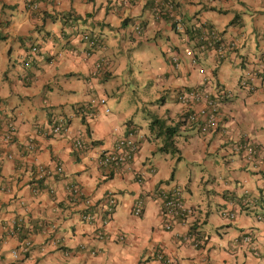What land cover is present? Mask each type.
Masks as SVG:
<instances>
[{
    "label": "crops",
    "instance_id": "crops-1",
    "mask_svg": "<svg viewBox=\"0 0 264 264\" xmlns=\"http://www.w3.org/2000/svg\"><path fill=\"white\" fill-rule=\"evenodd\" d=\"M37 3L30 10L25 0H0V126L3 120L14 125L9 141L0 130V264H161L159 254L171 264H264V0H176L180 28L153 16L154 0ZM200 23L235 43L224 58L198 49ZM135 24L142 28L139 36ZM83 33L100 46L90 47ZM125 38L161 54L152 76L160 114L169 122L187 113L177 90L200 87L210 97L223 95L216 129L203 133L187 121L175 137L183 168L121 111L106 104L111 112L105 114L93 103L107 100L111 47ZM169 46L181 57L178 65ZM253 72L256 89L240 88L242 76ZM57 123L65 134L51 133ZM114 126L121 128L117 135ZM130 130L141 139L129 168L105 176L100 153L114 150L117 136ZM78 139L87 150L75 147ZM236 143H251L258 153L235 151ZM39 166L52 175L38 190ZM163 186L179 187L191 210L170 229L156 198ZM74 187L79 197L70 194ZM137 198L143 201L139 216L132 208ZM85 213L94 219L85 221ZM23 240L28 251L15 257Z\"/></svg>",
    "mask_w": 264,
    "mask_h": 264
},
{
    "label": "built area",
    "instance_id": "built-area-1",
    "mask_svg": "<svg viewBox=\"0 0 264 264\" xmlns=\"http://www.w3.org/2000/svg\"><path fill=\"white\" fill-rule=\"evenodd\" d=\"M122 3H129L133 0H119ZM154 5L152 6L151 13L156 19H168L176 27L180 28L183 24L182 19L176 12V0H154ZM25 6L30 10H36L38 8L37 0H25ZM142 32L141 26L135 24L133 26V33L136 36H139ZM197 47L199 50L213 51L215 56L218 59H222L226 56L227 49L235 46L234 42H225L222 34L217 32L211 26L200 23L196 29ZM82 39L88 41L89 46L99 47L100 44L97 41L96 37H91L89 33H83L81 35ZM170 50V59L175 64L178 65L180 60V55L172 50L171 46L168 47ZM188 55L192 56L191 52H187ZM193 57V56H192ZM192 62H195L194 57ZM259 62L264 66V54L260 56ZM202 72V70H200ZM258 78V73H246L245 76L239 80V87L245 89L246 91H254L256 89V81ZM178 101L187 107V120L197 124V128L201 132H207L212 129H216L219 125L220 116H219V98H222L223 95L218 96L217 98L210 97V95L200 87H190V88H181L177 90L176 93ZM96 108H100L102 112L108 114L111 112L110 108L106 105V98L99 97L93 101ZM200 104V105H196ZM61 119V123H62ZM57 123L52 126L51 133L54 135L65 134L67 129L61 124ZM2 131V136L4 141H9L13 134L14 125L11 120H3L2 125L0 126ZM121 128L119 126H114L112 132L118 134ZM141 136L136 135L135 130H130L128 133L123 134L122 136L116 139L115 149L112 151L101 152L98 157V163L103 168L105 176H115L120 174L125 168H129V164L133 159L135 152L139 148V140ZM75 147L79 150H87L88 145L85 140H76L74 142ZM33 144H29V148L34 150ZM235 151L241 149L245 150L249 156H255L258 151L257 148L251 143H236L233 146ZM10 157V155H9ZM62 171L61 166L56 167V172L60 173ZM52 175V171L48 167L39 166L36 170L34 181L37 189H42L45 187V180L47 177ZM48 189V188H47ZM50 192H53L52 189H49ZM70 194L73 196L79 197L80 191L77 187H74L70 190ZM156 198L161 202L162 214L165 218V226L167 229L171 228V224L178 221H186L190 215V209L187 208L183 200V196L179 187H160V190L156 193ZM85 208H89L93 205L91 199L86 198L84 201ZM105 208L107 211H110L114 199L111 193L107 194ZM133 213L136 216L141 215L143 209V201L141 198H137L132 205ZM223 215H227L230 218H234L233 213L223 212ZM82 218L85 221H92L94 218L90 214H84ZM243 241L245 243L251 242L250 236H245ZM198 242L196 243V245ZM29 241L23 240L22 245L18 251L13 252L14 256L17 257L19 253H26L28 251ZM158 259L161 264H171L168 258H165L163 255L159 254Z\"/></svg>",
    "mask_w": 264,
    "mask_h": 264
},
{
    "label": "rangeland",
    "instance_id": "rangeland-1",
    "mask_svg": "<svg viewBox=\"0 0 264 264\" xmlns=\"http://www.w3.org/2000/svg\"><path fill=\"white\" fill-rule=\"evenodd\" d=\"M135 39L139 40L140 38ZM111 49L115 65L113 75L105 85L108 95L106 104L114 111H121L126 119L140 125L142 130L154 139V142L161 144L162 141L154 138V135L149 131L152 118L154 116L162 117L160 113L163 112L159 105L157 78L154 79L152 76L158 67L157 57H161V54L155 49H150L147 43L137 45L135 40L129 38H125L123 41L119 39L117 45H112ZM193 133L191 134L193 135ZM164 153L166 158L173 159L175 165L183 168V161L178 162L177 160V157L179 160L181 159L178 152L175 154ZM215 159L220 160L218 156H215Z\"/></svg>",
    "mask_w": 264,
    "mask_h": 264
},
{
    "label": "trees",
    "instance_id": "trees-1",
    "mask_svg": "<svg viewBox=\"0 0 264 264\" xmlns=\"http://www.w3.org/2000/svg\"><path fill=\"white\" fill-rule=\"evenodd\" d=\"M161 101V100H160ZM187 114H183L175 122H169L167 117L154 116L149 125V131L154 135V138L162 141L158 150L160 152H171L175 154L179 152L175 144V137L179 135L181 127L187 123ZM177 160L179 158L177 157Z\"/></svg>",
    "mask_w": 264,
    "mask_h": 264
}]
</instances>
